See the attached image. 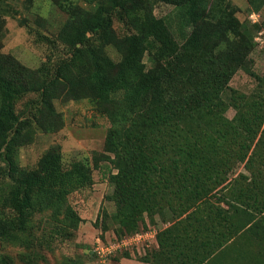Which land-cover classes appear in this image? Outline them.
<instances>
[{"label": "trees", "instance_id": "trees-1", "mask_svg": "<svg viewBox=\"0 0 264 264\" xmlns=\"http://www.w3.org/2000/svg\"><path fill=\"white\" fill-rule=\"evenodd\" d=\"M13 1L0 0V246L17 254L0 253V264H48L74 241L84 219L71 199L93 189L103 166L115 207L104 211L103 231L114 232L104 240L160 218L169 225L142 246L141 262L264 264V77L251 57L264 18L241 23L228 0H49L67 19L45 39L66 56L33 69L3 52L5 17L20 14ZM247 3L249 15L262 13L264 0ZM160 4L182 13L183 40L155 14ZM241 70L258 81L250 95L230 86ZM83 100L110 123L103 152L66 164L56 145L23 167L22 148L65 127L56 102ZM130 258L123 249L111 261Z\"/></svg>", "mask_w": 264, "mask_h": 264}, {"label": "rangeland", "instance_id": "rangeland-1", "mask_svg": "<svg viewBox=\"0 0 264 264\" xmlns=\"http://www.w3.org/2000/svg\"><path fill=\"white\" fill-rule=\"evenodd\" d=\"M228 1L238 8L239 11L236 16L241 23L251 21L252 25L255 24L250 18L251 14L249 15L248 13L249 5L247 0ZM22 2L23 0H14L12 2L20 13L17 17H5L6 36L4 38L3 52L15 56L23 64L33 69H37L44 62H47L49 57L58 59L66 56V51L63 47H55L45 38L53 39L54 34L66 21L67 15L59 8L53 6L49 0H37L29 11L25 9ZM81 4L84 5V3ZM155 14L158 17H169L171 28L175 36L180 40H183V37L187 35L189 27L185 31L183 30L182 13L179 10L169 5L160 4L156 7ZM41 17L45 18L47 26L45 24L44 27H41L36 23V20ZM259 17L260 19L264 18V9ZM24 19L26 21L23 27L20 21ZM116 28L120 30L118 24ZM29 29L32 30V33H29ZM257 44L258 46L251 57L254 60L255 72L259 76L264 77V44L258 42ZM230 86L234 90L250 95L256 91L258 81L241 70L234 76ZM56 107L63 115L65 127L58 132H54L55 134L39 133L34 144L22 148L20 160L23 167H35L42 154L50 147L56 145L61 146L66 164L80 160L85 156L91 157L96 152H103L110 123L107 118L101 117L94 111L90 101L83 100L69 103L57 101ZM234 115L235 111L233 109L227 113L230 119ZM243 171V167L238 169V172ZM103 172H106L105 166L94 172L95 185L93 189L84 192L82 195L78 194L72 197L73 205L83 216L84 222L77 238L72 242L60 244L55 254L49 256L48 264H61L65 257L73 260L78 259L84 264H95L96 261L90 252L95 237L103 233L105 236L114 233L112 227H110L108 232H104L102 227L104 211L108 212L109 215L115 211L113 202L109 200L113 193V186ZM96 222H99L98 226ZM147 225L152 228L155 227L156 230H162L169 223H163L160 218H157L155 224L147 223ZM134 250L130 251L131 260L126 259L124 264L135 263V261L139 260ZM0 253H8L15 256L17 250L12 247L2 248L0 246ZM18 264L22 263L18 261Z\"/></svg>", "mask_w": 264, "mask_h": 264}, {"label": "built area", "instance_id": "built-area-1", "mask_svg": "<svg viewBox=\"0 0 264 264\" xmlns=\"http://www.w3.org/2000/svg\"><path fill=\"white\" fill-rule=\"evenodd\" d=\"M260 14L253 13L250 15L253 23H258L260 20ZM255 41L264 44V31L259 32L255 36ZM157 235V230L149 226L148 231L138 232L129 239L119 241L117 239H106L104 240L101 236L95 238L94 252L98 256L99 264H112L111 258L123 249L134 250L138 256L145 254V244L153 239ZM142 250V252H141Z\"/></svg>", "mask_w": 264, "mask_h": 264}, {"label": "crops", "instance_id": "crops-1", "mask_svg": "<svg viewBox=\"0 0 264 264\" xmlns=\"http://www.w3.org/2000/svg\"><path fill=\"white\" fill-rule=\"evenodd\" d=\"M126 259H123L119 264H124V261H125ZM127 260H131V259H127ZM130 264H147V263H144V262H141V261H135V263H130Z\"/></svg>", "mask_w": 264, "mask_h": 264}]
</instances>
